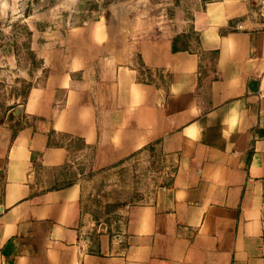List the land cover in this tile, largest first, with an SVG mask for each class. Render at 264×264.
Returning <instances> with one entry per match:
<instances>
[{
    "label": "crops",
    "instance_id": "crops-1",
    "mask_svg": "<svg viewBox=\"0 0 264 264\" xmlns=\"http://www.w3.org/2000/svg\"><path fill=\"white\" fill-rule=\"evenodd\" d=\"M252 18L248 0L207 2L186 45L188 30L136 36L105 19L35 35L39 80L0 116V264H264V22ZM79 160L138 163V201L90 215L70 178Z\"/></svg>",
    "mask_w": 264,
    "mask_h": 264
},
{
    "label": "rangeland",
    "instance_id": "rangeland-1",
    "mask_svg": "<svg viewBox=\"0 0 264 264\" xmlns=\"http://www.w3.org/2000/svg\"><path fill=\"white\" fill-rule=\"evenodd\" d=\"M210 1L213 0H0V116L39 80L27 75L39 68L30 46L35 35L43 34L40 40L57 39L73 27L105 19L117 28L134 29L136 36L188 30L181 40L186 45L193 38V13ZM248 2L252 21L263 23L264 0ZM7 54L15 57V64H7L3 59ZM75 162L70 178L82 181L85 209L93 217L106 215L138 198V163L96 172L85 167L83 160ZM130 187L136 190L131 192Z\"/></svg>",
    "mask_w": 264,
    "mask_h": 264
}]
</instances>
